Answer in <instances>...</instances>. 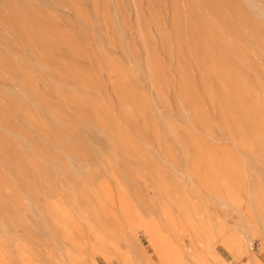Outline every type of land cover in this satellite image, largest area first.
Returning a JSON list of instances; mask_svg holds the SVG:
<instances>
[{
  "label": "rangeland",
  "instance_id": "1",
  "mask_svg": "<svg viewBox=\"0 0 264 264\" xmlns=\"http://www.w3.org/2000/svg\"><path fill=\"white\" fill-rule=\"evenodd\" d=\"M250 1L264 11V0ZM31 20L43 25L45 37L34 31ZM58 33L69 38L75 49L60 41ZM194 33L210 39L220 53L217 56H227L230 72L251 90L252 96H244L242 106L252 112L238 114L232 121L245 126L243 132L225 121L207 94L192 53ZM235 51L243 52L244 58L234 59ZM102 52L118 63L122 74L99 65ZM151 56L168 73L165 98L161 88L153 86L156 80L162 82L161 71L149 78ZM180 62L189 69L206 126L195 123L189 106L182 104ZM19 73L32 82L33 93L42 103L39 107L23 97ZM93 75L102 83V92L85 82V76ZM123 82L147 99V115L118 98L115 88ZM61 91L77 97L68 101L60 97ZM259 99L264 106V15L248 0H0V248L13 245L22 257H30L32 250L44 256L45 246L53 247L50 228L58 219L71 227L78 240L90 246L104 244L113 257L134 242L156 257L142 231L134 237L130 234L143 221L167 242L184 247L191 241L174 239L170 231L174 221L199 228L209 221L216 227L220 215L230 226L232 213L216 201L218 194L228 198L232 186L222 183L221 176L201 182L208 169L191 138L214 147L219 157L232 154L249 174V161L256 169L264 164ZM52 107L59 112L65 137L51 124ZM94 107L106 123L99 122ZM23 111L33 116L41 131L28 127ZM169 123L174 134L167 133ZM65 139H71L77 151L73 165L81 178L70 173ZM4 140L10 141V150L2 147ZM8 153L21 160V176L7 163ZM53 155L63 158L59 169L47 165L53 179H33L29 190L22 175L42 174ZM112 223L124 231L127 241L113 232ZM218 250L234 264L248 259L244 251L233 254L219 245ZM255 251L264 261V247L256 245ZM94 257L98 264H108L100 254Z\"/></svg>",
  "mask_w": 264,
  "mask_h": 264
},
{
  "label": "bare ground",
  "instance_id": "2",
  "mask_svg": "<svg viewBox=\"0 0 264 264\" xmlns=\"http://www.w3.org/2000/svg\"><path fill=\"white\" fill-rule=\"evenodd\" d=\"M248 2L253 9L264 15L262 9L253 5L250 0H248ZM25 18L29 20L30 14H27ZM29 23L34 31L41 32V35L45 37V28L43 25L32 20ZM57 36L60 41L66 42L73 50L75 49L69 38L59 33ZM191 41L192 53L198 61L197 64L207 94L210 96L211 100L218 104L217 106L222 111L225 121L232 123L234 127L243 132V130H246V127L240 125V122L234 123L232 121H235L238 114L240 115L246 112L250 114L252 112V110L242 106L244 96H252L249 86H247L237 74L232 73V71L230 72L227 56H221L223 53L217 56L216 53L218 52L212 48L210 39L199 33H194L191 36ZM233 56L234 59L242 60L244 58V53L235 51ZM4 62H6V59ZM99 65L111 73H123L118 63L106 57L104 52H102ZM163 68L164 67L160 65L153 56L149 58V78H153L152 73L161 71L160 76L162 82L156 80V82H153V86L156 89L161 88L162 97L165 96L164 91L168 89L170 84L168 73ZM178 73L181 78L178 93L182 104L189 106L195 123L200 126H206L201 102L194 92V83L193 80L190 79L189 69L184 62L178 64ZM19 79L23 87V97L35 101V106L39 107L42 103H40L33 93L32 82L29 81L25 73H19ZM84 79L85 82L92 84L99 92H102V83L96 76H85ZM212 83L217 84V89L210 87ZM234 86H236V90L232 89ZM115 92L120 100L125 99L126 103H128L127 105L137 108L140 115L145 116L149 113L148 106L146 105L147 99L140 96L132 85H127L126 82H123L122 85L115 88ZM8 96L11 100L14 99L13 95ZM60 97H65L64 99L72 101L75 100L77 96L74 93L64 94V92L61 91ZM257 103L260 107L258 111L260 117L258 130L264 135V106L260 99L257 100ZM52 108L51 110L54 112L49 114L51 124H54L59 133L65 137L63 127L58 118L59 112L55 111V107ZM94 111L100 123L104 124L108 121L98 108H95ZM23 113L29 119L28 127L33 131H41L34 124L33 116L27 111H23ZM166 130L169 134L175 133L174 125L171 123L167 125ZM24 131L25 133L27 132L26 128H23L22 132ZM65 141L69 143H66L69 145V152L65 154L70 169L72 168L70 173L75 178H81L82 174L73 165V158L78 155L77 151L72 147L71 139H65ZM191 141L193 147L197 149L198 154L201 155L203 164H205L208 169L207 173L200 179L201 182L206 183L212 180L214 181L215 177L218 178L221 176L220 179L222 183L228 182L229 185L232 186L229 188L230 192H228V198H224L218 194L219 197L216 201L221 206L222 210L232 213L233 224L230 226L224 223L220 215L216 216V221L218 223L216 227H213L212 223L209 221H204L200 228L183 221H174L170 227L174 239L188 238L191 241L188 247H184L179 244L176 245L167 242L158 234L151 223L143 221L139 226L133 227L130 234L135 236L139 231H142L148 237L156 257L138 248L135 242L129 244L127 250L119 251L117 254L119 257H113L114 255L106 245L96 243L90 246L89 242L86 243L78 240L70 226L62 224V220L54 219L56 225L50 228L53 247L49 248L51 244L48 247L45 246L47 250L44 256L41 257L39 255L40 253L38 254L32 250L30 251V257H22L21 253L11 245L7 248H0V264H98L94 254L103 256L102 258L108 264H234V262H229L225 259L218 250V245L227 252L233 254L237 251L247 252L248 259L243 264H264L255 251L256 245L264 247V164L256 169L250 165L249 161L248 174L232 154L219 157L214 147L206 143L198 142L193 138H191ZM179 142L181 143L182 141ZM166 146H168V143ZM2 147H5L6 150H10V141H2ZM169 147L171 146L169 145L167 148ZM182 147L184 148V144H182ZM169 150L171 151V149ZM5 158L6 160L8 159L7 163L17 172L18 176H21V172L19 171H21L23 166L21 160L17 159V155L8 153ZM48 159V163L46 162V164H44L45 167H43L42 174H36L34 178L26 174L22 175L25 182H27L26 187L29 190L33 189L30 184L33 182V179L43 180L44 182L53 179V174L47 169V165L53 164L54 167L59 169V165L63 160V158L58 155L49 156ZM33 166L36 168L37 164ZM242 171L244 172L243 178H241ZM245 181L247 182L246 187L249 186L244 193L247 197L243 194ZM245 203H248L247 207L243 212H238V209L242 208ZM189 209L190 207L187 206V210ZM194 212L198 215V210L196 208H194ZM112 224L113 232L118 233L120 238L127 241L124 231L117 224ZM200 229L202 231V236L199 233ZM4 235L10 239L8 235Z\"/></svg>",
  "mask_w": 264,
  "mask_h": 264
},
{
  "label": "crops",
  "instance_id": "3",
  "mask_svg": "<svg viewBox=\"0 0 264 264\" xmlns=\"http://www.w3.org/2000/svg\"><path fill=\"white\" fill-rule=\"evenodd\" d=\"M260 258V257H259ZM261 259V258H260ZM262 260V259H261ZM263 261V260H262ZM264 262V261H263Z\"/></svg>",
  "mask_w": 264,
  "mask_h": 264
}]
</instances>
